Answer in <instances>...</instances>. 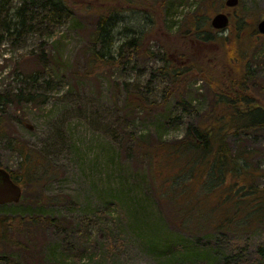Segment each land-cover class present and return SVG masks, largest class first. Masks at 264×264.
<instances>
[{
  "label": "rangeland",
  "instance_id": "1",
  "mask_svg": "<svg viewBox=\"0 0 264 264\" xmlns=\"http://www.w3.org/2000/svg\"><path fill=\"white\" fill-rule=\"evenodd\" d=\"M88 1L69 0L74 12L56 26L36 7L28 19L36 28L21 37L3 34L0 94L13 102L0 113V168H23L14 150L19 141L51 175L41 187L33 182L20 203L0 206V258L17 264H264L258 252L264 227L211 230L218 223L217 213L207 212L214 194L193 208L200 195L170 202L166 189L179 163L167 147L196 126H221L231 153L258 175L252 182L264 183V132L235 136L225 123L234 108L264 109V35L257 31L264 0H239L235 8H226V0H108L120 17L104 44L94 36L106 10ZM218 12L229 15V28L209 27ZM194 22L212 33L211 42L193 43L188 28ZM140 34L138 50L120 64V45ZM107 46L115 63L91 62L93 52ZM167 56L188 64L175 79L161 72ZM49 218L60 223L48 225Z\"/></svg>",
  "mask_w": 264,
  "mask_h": 264
},
{
  "label": "trees",
  "instance_id": "2",
  "mask_svg": "<svg viewBox=\"0 0 264 264\" xmlns=\"http://www.w3.org/2000/svg\"><path fill=\"white\" fill-rule=\"evenodd\" d=\"M88 2H96L100 4V9L106 10V13L98 16L94 38L96 40L101 39L103 44L107 43L111 40L112 28L118 21L120 13L115 9L110 10L108 8V0H89ZM69 3V0H0V43L4 33H13L21 37L24 33L36 28L33 23L28 25V19L33 14L31 10L36 7L45 12L44 20H46V24L49 26L61 24L69 19L74 12ZM15 4L18 6L16 7ZM230 25L231 23L228 28ZM209 27L211 28L210 24ZM188 30L196 35L193 41L194 44L213 40V35L206 26L203 28L197 22H194ZM140 38L141 34L139 37H133L120 45L118 49L120 64H125L126 53H136ZM108 50L107 46L105 49L93 52L91 62L115 63L114 56H111ZM170 58L172 57L167 56L166 60L163 58L166 65L161 72L175 79L176 75H181L186 71L184 68L188 64L180 66V63L176 62L175 59L174 62H169ZM15 97L18 99L20 96ZM26 98L33 99L30 96ZM10 102L13 101L9 97L0 94L1 114H4V108H7ZM242 117H247L249 120L245 121L241 119ZM0 118V125L3 126L0 127V136L2 137L4 136L2 135L4 124H1L3 116H0ZM225 123L233 126L235 136L238 135L237 131L239 130L264 132V109L259 106L245 109L234 108V113L230 115ZM220 127H191L186 131L183 139L167 147V156L172 160L174 158V161H179L177 171L172 179L165 181L167 183V194L170 195L171 199L170 202L178 199L186 200L190 192L191 194L197 193L200 196L196 200L194 199L192 203V205L194 204L193 208H197L206 196L214 194V202L207 212H216L218 223L211 227V230H234L248 233L254 229L263 228L264 183L258 185L252 182V178L256 179L258 175L251 171L246 158L231 153L226 137L223 135L226 131L221 132ZM14 150L20 156L21 167L23 168L18 172L11 171L10 173L11 178L22 186V201L33 182L38 187L44 180L47 181V178L51 175V169L46 162L36 158L35 154L19 141L14 143ZM228 178H232V182L229 184L227 183ZM241 181H245V183L241 184ZM230 189L234 190L231 191ZM227 190L230 193H226ZM188 200H190V197ZM181 207L184 206L181 205ZM188 210V212H191L192 207ZM185 212L184 216L186 217ZM45 222L53 226L60 223L59 220L50 218L45 219ZM195 228H199V224ZM258 252L264 255V243L258 247ZM0 262L2 264H17L8 257L0 258Z\"/></svg>",
  "mask_w": 264,
  "mask_h": 264
},
{
  "label": "water",
  "instance_id": "3",
  "mask_svg": "<svg viewBox=\"0 0 264 264\" xmlns=\"http://www.w3.org/2000/svg\"><path fill=\"white\" fill-rule=\"evenodd\" d=\"M239 0H226L225 7L235 8ZM229 25V15L224 12L215 14L210 20L214 30H225ZM257 31L264 35V19L257 24ZM22 195L21 188L13 183L6 170L0 168V205L18 203Z\"/></svg>",
  "mask_w": 264,
  "mask_h": 264
},
{
  "label": "flooded vegetation",
  "instance_id": "4",
  "mask_svg": "<svg viewBox=\"0 0 264 264\" xmlns=\"http://www.w3.org/2000/svg\"><path fill=\"white\" fill-rule=\"evenodd\" d=\"M11 179V178H10ZM11 181L13 182V183H15V184H18L17 182H15L13 179H11Z\"/></svg>",
  "mask_w": 264,
  "mask_h": 264
}]
</instances>
